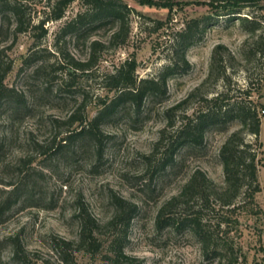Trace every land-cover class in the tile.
Listing matches in <instances>:
<instances>
[{
  "label": "rangeland",
  "instance_id": "1",
  "mask_svg": "<svg viewBox=\"0 0 264 264\" xmlns=\"http://www.w3.org/2000/svg\"><path fill=\"white\" fill-rule=\"evenodd\" d=\"M29 1L27 16L35 20L44 15V0ZM122 1L134 10L123 42L107 41L113 27L109 23L87 35H58L65 22L84 10L80 0L70 3L61 19L46 22L47 33L38 40L39 31L29 29L12 41L13 19L3 23L0 65H10L4 82L21 91L27 103L20 110H15L14 104L0 106V264H24L14 257L17 246L31 264H101L109 241L120 233L121 226L109 223L115 211L113 196L137 205L124 237V251L137 258L138 264H264V117L257 142L253 134L244 133L252 148L261 150L259 190L253 196L248 195L252 188L245 184L229 207L214 201L210 207L200 196L189 194L171 209L178 219L199 210V227L206 241L196 232L198 228L163 225L158 212L172 196L179 195L195 170L216 186H225L218 151L230 132L239 127L238 120L210 126L201 147L181 150L175 165L166 169L161 170L157 161L160 150L150 159L146 157L154 151L166 124L164 110L185 97L188 101L177 111V118L183 112L195 114L204 108L205 98L219 92L228 93L233 100L249 90V98L264 104V47L259 49L256 35L239 19L218 15L221 4L217 0H162L167 7ZM247 13L255 15L260 24L256 34H264V0L242 10L243 15ZM191 20L198 23V29L194 27L195 39L185 50L190 66L169 77L168 93L161 101L157 99L140 116L125 105L105 121L101 153L89 137L63 140L79 126L67 117L82 103L81 117L95 114L97 96L104 94L100 74L134 57L138 78L156 75L178 58L173 37ZM94 38L106 44L99 52L97 67L90 76L81 74L65 84L64 75L56 70L58 48L83 59ZM218 44L226 49L213 59ZM16 186L20 190L17 197L10 192ZM6 204L9 207L4 208ZM81 207L98 224L99 251L78 249ZM57 239L73 241L66 259L56 248ZM213 248L219 249L217 255Z\"/></svg>",
  "mask_w": 264,
  "mask_h": 264
},
{
  "label": "trees",
  "instance_id": "2",
  "mask_svg": "<svg viewBox=\"0 0 264 264\" xmlns=\"http://www.w3.org/2000/svg\"><path fill=\"white\" fill-rule=\"evenodd\" d=\"M73 1L75 0H44L42 3L44 15L34 20L30 15L27 16V8L31 4L29 0H0V31L3 29L4 21L9 20L11 17L13 19L12 34L14 35L12 41L18 33L26 32L29 29H37L39 33L36 39H41L47 33L45 23L61 19L67 6ZM80 1L84 5V10L79 11L73 18L65 22L58 35L67 33H84L87 35L93 29L109 23L113 27L108 34V42H123L126 39L129 33V15L134 11L131 7L122 0ZM217 1L221 4V10H217L216 13L239 19L241 25L249 33L256 35L255 41L259 49L263 51L264 34H256V31L260 29V24L255 15L242 14L244 8L257 7L261 0ZM138 2L148 6H168L162 0H138ZM157 22L161 23V21ZM194 27L198 29V23L191 20L175 33L173 45L176 48L175 54L178 58L171 60L156 75L138 78L135 74L137 62L134 57L126 58L110 70L100 74V83L104 94L97 96L95 114L90 118L81 117L80 110L85 105V103H82L81 108H78L67 117L68 121H78L79 126L73 132L67 134L63 140L67 142V140L72 141L80 136L89 137L97 143V151L100 152L103 148L105 136L101 126L105 121L121 112L125 105H128L136 116H140L146 113L149 106L157 99L161 101L168 93L167 81L169 77L175 73L186 71L190 66L185 58V50L195 39ZM105 45V41L100 38L91 39L87 46V55L83 59L75 58L62 48H58L59 60L56 61V70H60L61 76L64 75L62 81L67 84L81 74L90 76V73L98 65L99 52ZM222 48H225L222 44L215 46L212 53L213 59L216 58ZM9 70L10 65H0V106L14 104V109L20 110L25 108L27 99L21 91L5 84L4 79ZM244 93L245 96L240 99L234 98L232 100L228 93L219 92L211 98L204 99L206 103L204 108H201L195 114L183 112L180 118H177L176 113L188 101V97L164 110L166 124L160 129L159 137L154 144V151L146 156L150 159L160 150L161 155L157 158V161L161 170L175 165L177 154L181 150L201 147L204 143L205 132L210 126L225 125L229 121L237 119L239 127L230 132L218 151L224 172L225 186H216L200 170H195L183 184L179 195L172 196L166 205L161 206L159 209L158 221H162L163 225L177 223L179 228L190 227L193 230L198 228L196 232L199 233L203 241H206L207 236L205 237V233L199 227L201 219L199 210H194V212L180 219L175 218L171 213V209L177 205V202L190 194L200 196L210 207H214L211 205L212 201L218 202L219 206L229 207L234 204V197L243 185L247 184L248 187L252 188L248 193L250 196H253L255 191L259 190L257 165L262 161V158L258 157L261 150L253 149L252 144L245 140L244 133L253 134L255 142H257L261 119L264 117V104L259 100L249 98L251 96L249 90H245ZM258 146L261 147V142H258ZM262 163L264 166V162ZM10 192H14L15 197L19 196V187H14ZM112 202L115 211L109 223L115 228L121 226L118 229L120 233H116L109 241L108 251L104 256L105 260L101 264H138L139 260L137 258L129 256L124 251V237L131 219L138 210L137 205L114 196ZM6 207H9V204L4 205V208ZM78 217L80 222V231L76 242L78 249L87 252L99 251L102 244L96 241L95 235L98 224L84 207L80 208ZM72 243L73 241L57 239L56 248L63 259H66ZM19 248V246L16 247L14 257L24 264H31L23 253L19 252ZM218 250L211 249L214 255L218 254Z\"/></svg>",
  "mask_w": 264,
  "mask_h": 264
}]
</instances>
